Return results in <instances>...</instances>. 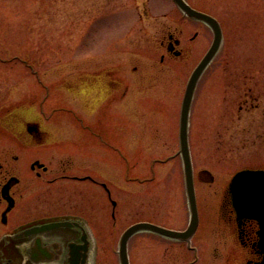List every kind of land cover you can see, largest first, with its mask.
<instances>
[{"label": "rangeland", "instance_id": "obj_1", "mask_svg": "<svg viewBox=\"0 0 264 264\" xmlns=\"http://www.w3.org/2000/svg\"><path fill=\"white\" fill-rule=\"evenodd\" d=\"M186 1L219 19L225 34L219 53L195 92L189 120L194 170H208L215 177L212 184L196 180L198 204L202 217L216 222L232 175L241 168L264 167V0ZM176 11L181 10L173 0H0L1 149H10L14 143L6 116L12 109L32 105L30 110L40 115L47 110L49 100L62 96V105L73 106V95L66 98L58 91L65 79L96 68L101 71L106 61L129 72L133 65L145 68L158 63L154 25L156 21L178 24L173 18L178 17ZM208 39L210 44L211 33ZM208 46L194 64L176 63L173 71L187 79ZM92 57L97 61L89 63ZM180 87L170 100L161 101L160 108L144 111L139 117L149 123L156 121V127L144 128L151 139L138 142L131 137V175L152 179L153 168L156 181L131 184L128 220L121 222L119 218L115 230L110 225L107 230H98L104 236L95 239L96 264H121L120 238L134 222L154 221L179 230L189 225L181 156L161 162L180 150L179 118L184 96ZM250 87L254 88L251 95L257 98L258 108L249 102L241 109ZM51 104L56 106L55 101ZM134 113L130 112V119ZM23 119L20 115L19 120ZM98 150L97 166L102 170L108 167L104 172L112 173L114 179L119 177L116 181L120 182L117 152L105 160L106 152ZM106 161L112 165L106 166ZM116 184L120 217L124 198ZM212 229H203L205 239L196 236L193 240L192 245L200 247L205 256L201 264H223L211 256L220 244ZM186 247L185 242L139 233L129 242V260L131 264H185L193 259Z\"/></svg>", "mask_w": 264, "mask_h": 264}, {"label": "flooded vegetation", "instance_id": "obj_2", "mask_svg": "<svg viewBox=\"0 0 264 264\" xmlns=\"http://www.w3.org/2000/svg\"><path fill=\"white\" fill-rule=\"evenodd\" d=\"M176 15L178 17H173L178 22L176 25L158 21L154 25L158 63L145 68L133 65L129 72L122 66H114L113 61H106L101 71L96 68L79 72L62 82L64 86L58 91L66 98L73 95V106L62 105L65 99L58 94L62 98L49 100L47 110L40 115L30 110L32 105L19 106L7 113L14 143L10 149L0 147V264H96L95 239L104 236L98 234V230H107L109 225L115 230L119 218L121 222L128 220L131 184L155 183L157 173L153 168L152 179L131 175L128 146L131 137H136L138 142L151 139L153 136L144 133V128L156 127V121L149 123L139 117L144 111L160 108L161 101L174 97L180 86L185 92L192 72L214 40V32L208 23L188 16L184 11H176ZM220 25L224 40L221 22ZM210 33L212 42L209 44ZM205 46L208 49L187 79L173 71L176 63L194 64ZM95 61L97 57L88 62ZM205 75L206 70L199 78L196 90ZM252 92V87L245 92L241 109L249 102L253 108H258ZM54 101L56 106L53 108L51 103ZM154 102H157L156 107ZM131 111L135 112L132 119ZM65 112L69 118L65 117ZM20 115L23 120H19ZM98 149L106 152L105 160L108 155L113 158V153L117 152L122 161H119L120 165L118 162L122 169L120 182H117L119 177L114 179L112 173L104 172L108 167L102 170L97 166ZM105 163L112 165L108 161ZM207 176L195 173L198 181L205 182ZM114 183L124 198L120 217V198L116 197ZM198 208V227L191 240L185 241L193 259L185 264L204 262L203 251L192 244L196 236L205 239L203 229L210 227H213V236L217 235L215 240L220 243L212 250L215 261H223V264H259L263 261L261 224L257 218L239 216L228 189L219 206L216 222L205 220L199 205ZM149 222L175 229L164 223ZM99 225L103 226L98 228Z\"/></svg>", "mask_w": 264, "mask_h": 264}, {"label": "water", "instance_id": "obj_3", "mask_svg": "<svg viewBox=\"0 0 264 264\" xmlns=\"http://www.w3.org/2000/svg\"><path fill=\"white\" fill-rule=\"evenodd\" d=\"M175 4L184 11L188 16L195 17L197 19L207 22L214 31V42L205 55L201 63L194 70L190 81L188 83L183 104L181 108L180 118V145L181 154L184 163L185 179H186V190L191 209V224L187 231L176 232L168 230L151 223H137L131 226L125 231L120 240L119 256L121 264H130L128 256V242L130 238L140 231H152L170 238L176 239H188L194 232L198 223V210L195 196V186L193 179V168L190 156V150L188 145V122L189 113L194 96L195 87L197 81L205 68L211 62L212 58L218 52L222 42V31L217 20L207 14L199 12L192 8L185 0H173ZM208 175L209 172L205 171ZM210 182H213V176L210 177ZM230 190L233 193L234 201L241 212L249 214L253 212L255 217L262 220L264 224V170H246L239 172L234 176L230 184ZM244 214V213H242ZM245 216V215H244ZM249 216V215H248ZM253 216V217H254ZM264 231V230H263ZM262 248L264 252V238L262 242ZM264 264V261L261 263Z\"/></svg>", "mask_w": 264, "mask_h": 264}]
</instances>
